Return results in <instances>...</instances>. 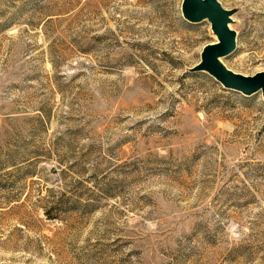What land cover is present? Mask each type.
I'll use <instances>...</instances> for the list:
<instances>
[{
    "label": "rangeland",
    "instance_id": "374dc122",
    "mask_svg": "<svg viewBox=\"0 0 264 264\" xmlns=\"http://www.w3.org/2000/svg\"><path fill=\"white\" fill-rule=\"evenodd\" d=\"M232 8L264 70V0ZM182 0H0V264H264V98L189 70Z\"/></svg>",
    "mask_w": 264,
    "mask_h": 264
},
{
    "label": "water",
    "instance_id": "95a60500",
    "mask_svg": "<svg viewBox=\"0 0 264 264\" xmlns=\"http://www.w3.org/2000/svg\"><path fill=\"white\" fill-rule=\"evenodd\" d=\"M183 16L190 21L208 19L216 39L205 43L200 59L189 70H206L223 86L251 94L261 90L264 98V70L245 74L233 70L222 57L236 47V30L231 27L233 9L225 7L220 0H182Z\"/></svg>",
    "mask_w": 264,
    "mask_h": 264
}]
</instances>
